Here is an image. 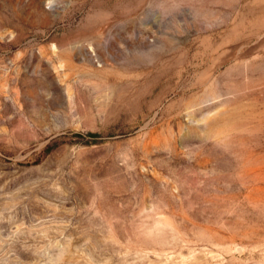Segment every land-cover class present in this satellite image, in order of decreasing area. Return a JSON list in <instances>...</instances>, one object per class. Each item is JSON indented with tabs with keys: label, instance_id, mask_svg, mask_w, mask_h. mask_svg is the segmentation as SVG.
I'll use <instances>...</instances> for the list:
<instances>
[{
	"label": "rangeland",
	"instance_id": "rangeland-1",
	"mask_svg": "<svg viewBox=\"0 0 264 264\" xmlns=\"http://www.w3.org/2000/svg\"><path fill=\"white\" fill-rule=\"evenodd\" d=\"M0 264H264V0H0Z\"/></svg>",
	"mask_w": 264,
	"mask_h": 264
}]
</instances>
